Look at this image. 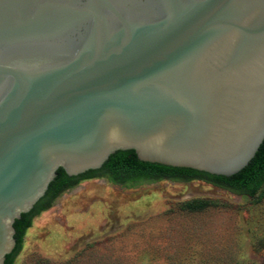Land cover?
<instances>
[{"label": "water", "instance_id": "95a60500", "mask_svg": "<svg viewBox=\"0 0 264 264\" xmlns=\"http://www.w3.org/2000/svg\"><path fill=\"white\" fill-rule=\"evenodd\" d=\"M263 139L264 0H0V264L59 167L229 176Z\"/></svg>", "mask_w": 264, "mask_h": 264}, {"label": "rangeland", "instance_id": "374dc122", "mask_svg": "<svg viewBox=\"0 0 264 264\" xmlns=\"http://www.w3.org/2000/svg\"><path fill=\"white\" fill-rule=\"evenodd\" d=\"M14 264H264V198L206 180H86L33 217Z\"/></svg>", "mask_w": 264, "mask_h": 264}, {"label": "trees", "instance_id": "16d2710c", "mask_svg": "<svg viewBox=\"0 0 264 264\" xmlns=\"http://www.w3.org/2000/svg\"><path fill=\"white\" fill-rule=\"evenodd\" d=\"M102 174L107 175L114 182L128 183L129 185L162 177L182 180L200 178L261 199L264 198V139L247 165L229 176L211 174L187 167H174L142 161L132 149L117 150L108 157L99 169H90L72 177H69L64 169L59 167L44 196L37 201L30 211L22 213L20 219L14 222L16 243L13 250L6 255L4 264H14L15 256L21 249L26 229L31 226L34 214L48 208L61 192L75 186L82 179ZM202 204L198 201H188L185 202L184 206L188 209H196L202 207Z\"/></svg>", "mask_w": 264, "mask_h": 264}, {"label": "flooded vegetation", "instance_id": "af4514ba", "mask_svg": "<svg viewBox=\"0 0 264 264\" xmlns=\"http://www.w3.org/2000/svg\"><path fill=\"white\" fill-rule=\"evenodd\" d=\"M99 169V168H98ZM86 172V171H85ZM84 173V172H83ZM78 175V174H77ZM69 177H72V176H75V175H68ZM99 179H101V180H104L106 183H111V184H114V185H118V186H121V187H130V188H132V187H134V186H136V185H139V184H141V183H139V184H133V185H129L128 183H122V182H114V181H112L111 179H109L108 178V176L107 175H105V174H102V175H98V176H93V177H89V178H85V179H82L79 183H81V182H83V181H86V180H99ZM176 181V182H189V181H193V180H203V179H200V178H193V179H189V180H182V179H179V178H168V177H162V178H158V179H154V180H145V181H147V182H156V181ZM144 182V181H143ZM78 183V184H79ZM78 184H76L75 186H77ZM75 186H73V187H75ZM72 188V187H71ZM68 189H70V188H68ZM68 189H66V190H68ZM66 190H64L63 192H61V194L62 193H64ZM61 194H59L55 199H54V201L61 195ZM44 196V195H43ZM37 203V202H36ZM35 203V204H36ZM34 204V205H35ZM52 205V204H51ZM51 205L48 207V208H50L51 207ZM34 207V206H33ZM32 207V208H33ZM48 208H46V209H43V210H41L40 212H38L37 214H39V213H41L42 211H45V210H47ZM37 214H34V216L35 215H37ZM33 216V217H34ZM33 217H32V223H33ZM31 226H32V224H31ZM31 226H29L27 229H26V232H27V230L31 227ZM26 234V233H25Z\"/></svg>", "mask_w": 264, "mask_h": 264}]
</instances>
